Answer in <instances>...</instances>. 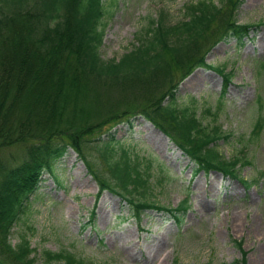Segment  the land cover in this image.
Returning <instances> with one entry per match:
<instances>
[{"label":"trees","instance_id":"obj_1","mask_svg":"<svg viewBox=\"0 0 264 264\" xmlns=\"http://www.w3.org/2000/svg\"><path fill=\"white\" fill-rule=\"evenodd\" d=\"M220 1L188 2L175 22L160 10L130 50L103 60V0H0V264L34 263L25 236L9 241L11 228L43 172L52 173L69 149L96 182L98 196L105 190L121 196L137 220L140 210L156 209L181 223L185 200L169 208L127 196L145 186L149 173L110 129L123 121L131 128L136 115L160 129L196 172L237 176L239 159H223L215 149L219 128L207 131L196 110L176 97L179 82L201 67L222 75L220 98L225 92L231 76L206 62V54L222 40L242 45L254 25L236 18L242 0ZM261 126L259 118L254 129ZM14 145L23 147L20 161H3L1 152ZM44 256L47 263L86 264L68 251Z\"/></svg>","mask_w":264,"mask_h":264},{"label":"rangeland","instance_id":"obj_2","mask_svg":"<svg viewBox=\"0 0 264 264\" xmlns=\"http://www.w3.org/2000/svg\"><path fill=\"white\" fill-rule=\"evenodd\" d=\"M192 1L197 0H103L101 58L118 60L160 10L175 22ZM236 18L254 25L243 44L222 40L206 54V62L231 76L223 96L222 75L201 67L179 82L176 97L196 110L207 131L219 128L215 149L223 159H239L237 176L196 172L160 129L136 115L131 128L123 121L110 129L149 173L145 186L127 196L169 208L185 200L181 223L156 209L140 210L137 220L121 196L108 190L98 196L96 182L69 149L52 173L43 172L11 228V244L25 236L34 248L33 264H58L45 261L46 250L71 252L86 264H240L242 258L244 264H264V0H242ZM22 153L14 145L1 157L18 162Z\"/></svg>","mask_w":264,"mask_h":264}]
</instances>
